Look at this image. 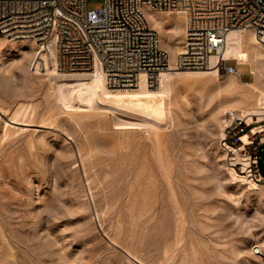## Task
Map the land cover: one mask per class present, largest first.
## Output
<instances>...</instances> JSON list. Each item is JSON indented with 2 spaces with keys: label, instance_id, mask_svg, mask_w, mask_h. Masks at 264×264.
Returning a JSON list of instances; mask_svg holds the SVG:
<instances>
[{
  "label": "rangeland",
  "instance_id": "1",
  "mask_svg": "<svg viewBox=\"0 0 264 264\" xmlns=\"http://www.w3.org/2000/svg\"><path fill=\"white\" fill-rule=\"evenodd\" d=\"M102 4L88 0L90 9ZM158 13L165 29L173 30L164 21L176 12ZM158 33L163 50L173 44L174 32L164 45ZM36 49L27 39L8 42L0 35V106L5 110L0 114V264H180L181 257L186 264H264L253 251L264 238V193L230 179L227 168L237 169L215 116L219 104L246 94V87L217 94L192 80L175 81L161 156L157 149L141 147L148 144L143 131L117 126L138 119L74 115L65 108L54 95L45 63L38 64L42 71L31 68ZM238 73L242 81L253 80L247 67L239 66ZM219 74L225 82L228 76ZM10 117L22 118L25 126L16 125L22 130L6 138ZM156 152L168 166L165 172ZM145 156L149 163L138 182ZM166 182L177 192L187 221L174 254L166 250L177 229Z\"/></svg>",
  "mask_w": 264,
  "mask_h": 264
},
{
  "label": "built area",
  "instance_id": "2",
  "mask_svg": "<svg viewBox=\"0 0 264 264\" xmlns=\"http://www.w3.org/2000/svg\"><path fill=\"white\" fill-rule=\"evenodd\" d=\"M147 10L181 11L185 16V40L176 71H208L211 57L216 56L218 74L237 75V61L227 65L229 60L223 57L233 30L253 31L264 46V0H103L92 9L88 0H0V35L36 45L33 71L42 55L51 53L55 70L84 73L99 68L112 90L136 88L143 74L154 87L170 69V58L148 22ZM250 126L233 120L222 142L232 149L228 156L233 167L264 185V117L260 128Z\"/></svg>",
  "mask_w": 264,
  "mask_h": 264
},
{
  "label": "bare ground",
  "instance_id": "3",
  "mask_svg": "<svg viewBox=\"0 0 264 264\" xmlns=\"http://www.w3.org/2000/svg\"><path fill=\"white\" fill-rule=\"evenodd\" d=\"M146 15L150 25L160 32L161 42L163 43V45L165 44V40L167 36L171 33V31L174 32L173 44L169 43L170 45H167L164 50L165 52H167V54L168 53L170 54V69L167 72L161 74L156 87L155 88L153 87L154 89H152V87L149 86L146 80V76L143 74L141 75L140 82L136 88L129 90H112L107 87L105 74L101 69L96 68L91 72H84V73H77V72L60 73L57 70H55V68H53L52 66L54 63L53 62L54 55L52 56L51 53L43 54L41 60L42 61L44 60L43 63H45L46 67L48 68V71L50 72L51 75V80H53L52 89L54 91V95L57 98V100L61 102L63 106H65V108L67 107L73 110L74 115L78 113V115L82 114V115L95 117V116H107L108 114L112 113L115 117H117V115L128 116L130 118L134 117L133 120L136 118L138 119V122L124 123L123 121L124 124L121 122L122 124L119 123L117 124V126L119 125L122 128L124 126H125L124 128H126L127 126H131V127H127L129 128L128 130L134 129V130L143 131L146 134V140L148 141V144L141 143V147H143L144 149H148L150 147L153 150L157 149L159 152L162 143L161 131L163 132V127L164 124H166L167 115H169L170 112L168 110V107L171 104L170 100L172 99L171 97L173 94L174 83L175 81L178 80L180 81L192 80L196 84H198L200 88L202 87V88L212 89L217 94L221 93L222 91L235 92L236 90L242 87H246L248 89V92L246 94H243L241 97L239 96L238 98H233L231 100L227 99L224 103H222L223 105L219 104L218 107L216 108L215 116L217 120L220 122V127H221L219 133L220 139L223 140L225 138L224 127L227 128V126L235 119H241L246 121L250 125H254V130L260 128L258 126L264 117V83L256 84V81H258L259 79H261L262 76H264V46L257 41L253 31L251 30L231 31L228 34L227 46L225 51L223 52L224 59L237 61L238 67L239 66L247 67L250 74L253 76V80L250 82L242 81L241 75L238 73L237 75H227L228 76L227 80L225 82H222L220 81L219 78L220 74H218V72L215 69V65L217 61L216 56L211 57L212 67L208 71H187V72L176 71L174 62L178 54L181 53L182 45L184 44V40H185V16L181 11H177L176 16L174 18L170 20L167 19V21H164L165 24L166 23L171 24L170 26L173 27L174 31L171 30L172 28L171 29L169 28L168 31L166 30L167 28L165 29L162 21L160 20V18H158L159 17L158 12L147 10ZM182 21H184V28L181 26ZM6 40L8 42H15L18 39L6 38ZM22 40L24 39H19V41L21 42ZM30 109H32V107H30ZM23 111L21 110V112ZM4 113L5 110L3 109V106H0V114H4ZM220 115H223L224 117H220ZM21 119L22 118L18 120L14 117H10L9 122L5 123L4 136L6 138H8L10 135L17 134L22 130L21 128L16 126V125L25 126V124L20 122ZM243 141H246V137L243 138ZM231 151L232 149L225 147L226 153H229ZM142 153L146 154V152L143 151ZM159 153H160L159 155L162 156L161 152ZM156 156L157 158H159L158 160L161 162L159 169H161V171L163 169L165 170V168L168 166L165 164L163 158L161 161V157L160 156L158 157V154ZM160 162H157V164ZM148 163H149L148 158H146L145 156V158H143L142 164L140 163L139 173L137 176L138 182H141L142 178L144 177V171L147 169ZM167 163L169 165V162ZM238 165L239 163H236V166ZM164 170L163 172H165ZM83 171H85V168ZM227 173L231 180L237 182L239 181L247 185L249 190L254 192H260L261 194L264 193V185H260L252 180H249L250 177L246 175L247 174L246 171L244 170L238 171L228 167ZM83 174H85L84 176H86L87 173L84 172ZM154 181L156 182V180ZM166 183L169 184L167 185L170 187L169 194L172 197V201L176 207V212L175 211L173 212H175V215L177 216L176 219L177 229H175L176 234L172 245L173 247L167 246L166 250L169 251V253L172 252L174 254V252L177 250L179 244L182 242L184 238L183 235L184 225L187 223V221L185 223V214L183 208L179 203L177 192L172 187V185H170L171 183L168 182ZM143 210L145 211V208ZM139 215L140 217H142L143 212L139 213ZM237 221L240 220L238 219ZM113 243L116 244V241L114 239H113ZM166 250H164V252ZM186 251L187 248L183 247V251L181 253H184V256H187L188 253ZM253 251H255L256 254H261V256L264 257V238L257 242L255 247L253 248ZM125 253L129 256L130 259L131 258L135 259L134 257L136 255L133 254L134 252L132 253L130 249L129 250L126 249ZM181 261L182 262L180 264H186L188 259H186L185 257H183L182 259L181 257Z\"/></svg>",
  "mask_w": 264,
  "mask_h": 264
}]
</instances>
